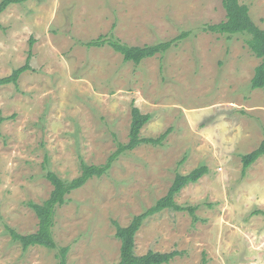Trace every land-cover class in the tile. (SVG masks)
Listing matches in <instances>:
<instances>
[{"label":"rangeland","instance_id":"1","mask_svg":"<svg viewBox=\"0 0 264 264\" xmlns=\"http://www.w3.org/2000/svg\"><path fill=\"white\" fill-rule=\"evenodd\" d=\"M264 30V0H239ZM1 2V0H0ZM222 0H26L0 15V264H57L55 250L23 252L5 226L37 230L28 203H42L80 163L102 165L129 141L131 110L149 114L140 145L106 175L71 192L56 211L53 237L67 264H118L121 227L166 195L176 174L208 172L175 197L188 211L144 221L135 253L180 252L169 264H264V157L242 173L241 156L264 133V89H251L261 63L247 36L203 32L224 20ZM163 54L135 65L111 47H86L114 35L130 46L168 41ZM33 41V42H32ZM32 44V45H31ZM30 54V55H29ZM4 119V120H3Z\"/></svg>","mask_w":264,"mask_h":264},{"label":"trees","instance_id":"2","mask_svg":"<svg viewBox=\"0 0 264 264\" xmlns=\"http://www.w3.org/2000/svg\"><path fill=\"white\" fill-rule=\"evenodd\" d=\"M24 1L26 0H1L0 15L11 4H18ZM221 3L225 13L224 20L216 24L205 25L202 31L226 37L236 35L247 36L246 45L251 53L261 60V63L254 70L250 86L253 90L264 89V30L255 25L249 16L248 7L240 3L239 0H222ZM187 36L188 33L184 32L168 41H161L151 45L130 46L120 41L114 35H110L108 38L100 36L85 45L89 48H99L108 45L114 52L122 56L123 61L138 65L142 61L154 57L156 54L165 53L175 44V41ZM29 69L27 60L24 66L14 69L10 75L0 78V86L16 84L20 75ZM149 119V114H142L138 108L133 107L131 110L128 143H118L116 150L102 165H88L81 162L80 175L72 180H63L56 173L46 170L45 178L53 187L48 199L39 204L28 203L29 208L37 218V230L34 233L22 235L16 230L5 226V230L8 232L11 240L18 243L23 252L34 246L55 250L57 264H67L69 248L57 247L53 237L57 209L65 204L66 197L71 192L83 187L94 177L100 178L106 175L111 169L113 162L122 154L132 151L143 144L152 146L161 145L164 138L169 134L170 129H167L158 138H141L139 136L141 128ZM260 157H264V135L261 143L255 150L241 156L242 173L245 174L246 170ZM207 172V167L201 166L187 175L176 174L166 195L158 199L148 210L134 216L129 225L121 227L117 222H113L115 237L120 242L118 264H169L173 259L180 256V252L177 251L167 253L148 251L144 255H137L135 253V236L146 219L164 210L173 212L188 211L193 218V222H196L198 219L193 215L195 208L179 206L174 199L182 188L188 184L196 183Z\"/></svg>","mask_w":264,"mask_h":264}]
</instances>
